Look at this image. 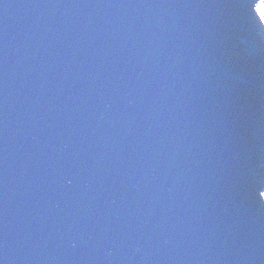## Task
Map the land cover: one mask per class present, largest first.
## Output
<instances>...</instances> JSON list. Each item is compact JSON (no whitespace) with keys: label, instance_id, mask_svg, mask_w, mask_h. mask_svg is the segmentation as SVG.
I'll list each match as a JSON object with an SVG mask.
<instances>
[{"label":"water","instance_id":"obj_1","mask_svg":"<svg viewBox=\"0 0 264 264\" xmlns=\"http://www.w3.org/2000/svg\"><path fill=\"white\" fill-rule=\"evenodd\" d=\"M260 0H0V264H264Z\"/></svg>","mask_w":264,"mask_h":264},{"label":"snow or ice","instance_id":"obj_2","mask_svg":"<svg viewBox=\"0 0 264 264\" xmlns=\"http://www.w3.org/2000/svg\"><path fill=\"white\" fill-rule=\"evenodd\" d=\"M255 12L259 15L260 23H264V0H260V6L255 9ZM261 196L264 195V192L260 193Z\"/></svg>","mask_w":264,"mask_h":264},{"label":"rangeland","instance_id":"obj_3","mask_svg":"<svg viewBox=\"0 0 264 264\" xmlns=\"http://www.w3.org/2000/svg\"><path fill=\"white\" fill-rule=\"evenodd\" d=\"M259 6H260V2H259V4H258V7H259ZM258 7H257V8H258Z\"/></svg>","mask_w":264,"mask_h":264}]
</instances>
